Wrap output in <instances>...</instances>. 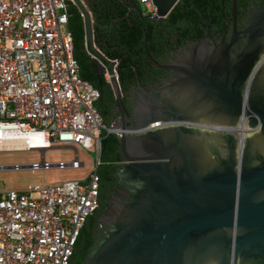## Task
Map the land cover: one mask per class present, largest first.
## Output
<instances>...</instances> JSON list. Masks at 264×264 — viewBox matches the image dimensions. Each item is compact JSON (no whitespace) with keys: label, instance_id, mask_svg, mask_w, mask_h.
Wrapping results in <instances>:
<instances>
[{"label":"water","instance_id":"95a60500","mask_svg":"<svg viewBox=\"0 0 264 264\" xmlns=\"http://www.w3.org/2000/svg\"><path fill=\"white\" fill-rule=\"evenodd\" d=\"M180 1L152 0L151 19L164 22ZM73 4L87 52L108 76L120 130L118 184L81 264H264V9L252 12L240 54L234 39L208 36L159 63L146 32L148 63L168 76L136 90L130 114L121 61L99 48L86 3ZM23 169L32 165L0 167Z\"/></svg>","mask_w":264,"mask_h":264},{"label":"built area","instance_id":"2783aa9c","mask_svg":"<svg viewBox=\"0 0 264 264\" xmlns=\"http://www.w3.org/2000/svg\"><path fill=\"white\" fill-rule=\"evenodd\" d=\"M155 16L152 0H138ZM74 0H0V152L39 151L32 170L81 169L79 151L101 150L118 135L97 108L101 93L81 77L69 29ZM107 79L108 76L106 75ZM16 144L6 150L5 144ZM77 148L69 163L46 152ZM101 159L83 180L0 187V264H71L88 221L101 207Z\"/></svg>","mask_w":264,"mask_h":264},{"label":"trees","instance_id":"16d2710c","mask_svg":"<svg viewBox=\"0 0 264 264\" xmlns=\"http://www.w3.org/2000/svg\"><path fill=\"white\" fill-rule=\"evenodd\" d=\"M95 17L96 42L103 53L110 59H122L120 64V81L125 94L124 105L129 113L130 95L136 87V74L143 75L144 84L148 85L161 73L154 70L147 61L144 50L145 34L148 31V44L152 57L158 60L166 54L169 48L170 35H155L153 24L144 22L143 7L138 0H83ZM190 1L182 0L179 8L171 14L173 24H177L179 18L190 12ZM202 1V0H199ZM214 4V0H210ZM69 29L74 37L75 58L80 65L81 77L89 81L101 93L97 108L100 111L104 123L111 127L118 117L117 104L111 85L105 72L93 59L86 49V34L84 19L79 9L74 5L69 6ZM151 16H146L150 19ZM118 19V21L116 20ZM145 19V20H146ZM113 20L117 21V33L110 32L106 26H111ZM149 26V29H148ZM136 69V70H135ZM154 81V80H153ZM102 139V165L98 170L101 179L100 202L105 194L112 195L109 186L111 180L116 177L118 169L116 164L119 160V140L117 135L103 133ZM108 203L105 204L104 208ZM89 222V221H88ZM96 228L87 223L79 238L75 254L71 264H81L88 255L96 238Z\"/></svg>","mask_w":264,"mask_h":264},{"label":"flooded vegetation","instance_id":"af4514ba","mask_svg":"<svg viewBox=\"0 0 264 264\" xmlns=\"http://www.w3.org/2000/svg\"><path fill=\"white\" fill-rule=\"evenodd\" d=\"M182 0L174 8H179ZM214 4L210 0H191L190 12L186 13L179 18L177 24H173L170 19L171 14L166 18L164 22H157L155 20L146 19L144 13V22L153 24L155 35H170L169 48L166 54L162 55L158 60L159 63H169L170 59L174 57L175 53L192 47L198 44L202 39L210 36L211 43H221L225 40L226 43L231 44L234 39V44L231 47L232 52L240 54L246 45V29L247 23L251 18V14L254 10L264 9V0H238L236 16L233 14V0H214ZM146 19V20H145ZM118 21V19H116ZM113 20V28L110 26L109 31L114 34L117 33V21ZM111 24V25H112ZM149 29V26H148ZM148 32V31H147ZM119 60V59H118ZM122 62V59H120ZM121 64V63H120ZM161 74L156 77L158 81H155V77H150L152 80L148 85L144 84V72L143 75L137 72L136 87L133 89L130 95L129 108L131 110V99L134 92L140 89L142 86H158L164 83L168 73L154 69ZM154 80V81H153ZM131 114V113H130ZM120 162L116 164L118 172ZM118 172L115 178H113L109 184L112 190H115L118 184ZM101 188V179H100ZM113 192V191H112ZM111 195L105 194L101 198V207L99 211L89 220V226L96 228L98 226L99 217L104 213V206L108 203V199ZM107 207V206H106Z\"/></svg>","mask_w":264,"mask_h":264},{"label":"rangeland","instance_id":"374dc122","mask_svg":"<svg viewBox=\"0 0 264 264\" xmlns=\"http://www.w3.org/2000/svg\"><path fill=\"white\" fill-rule=\"evenodd\" d=\"M143 10L145 11L144 7ZM79 154L81 161L86 164L84 168L0 171V187L7 190H24L37 184L52 185L73 180H83L94 170V160L98 159V153L96 150H80ZM45 158L50 164L61 162L69 164L75 159V150L70 148L52 149L46 152ZM41 161L42 153L39 151L0 152V167L29 166Z\"/></svg>","mask_w":264,"mask_h":264},{"label":"bare ground","instance_id":"6f19581e","mask_svg":"<svg viewBox=\"0 0 264 264\" xmlns=\"http://www.w3.org/2000/svg\"><path fill=\"white\" fill-rule=\"evenodd\" d=\"M3 146H5L6 147V150H14L16 147L15 146H17L16 144H5V145H3Z\"/></svg>","mask_w":264,"mask_h":264},{"label":"crops","instance_id":"0c3cea01","mask_svg":"<svg viewBox=\"0 0 264 264\" xmlns=\"http://www.w3.org/2000/svg\"><path fill=\"white\" fill-rule=\"evenodd\" d=\"M87 5V4H86ZM88 6V5H87ZM89 8V7H88ZM90 9V8H89ZM90 11H91V9H90ZM92 12V11H91ZM92 14H93V12H92ZM93 16H94V14H93ZM94 22H95V17H94ZM95 24V23H94Z\"/></svg>","mask_w":264,"mask_h":264}]
</instances>
